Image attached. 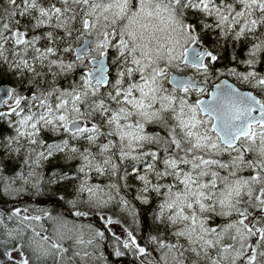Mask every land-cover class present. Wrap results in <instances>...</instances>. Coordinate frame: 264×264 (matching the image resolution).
<instances>
[{"label": "snow or ice", "instance_id": "1", "mask_svg": "<svg viewBox=\"0 0 264 264\" xmlns=\"http://www.w3.org/2000/svg\"><path fill=\"white\" fill-rule=\"evenodd\" d=\"M128 255L264 264V0H0V264Z\"/></svg>", "mask_w": 264, "mask_h": 264}, {"label": "trees", "instance_id": "2", "mask_svg": "<svg viewBox=\"0 0 264 264\" xmlns=\"http://www.w3.org/2000/svg\"><path fill=\"white\" fill-rule=\"evenodd\" d=\"M8 83H9V81H4V84H8ZM17 159H18V158H17ZM42 165H43V167L40 168V172L44 173V174H45V177H46L47 175L50 174V171H49V170H50L53 166H56V165L64 166V165H65V161L63 160V158H58V159H56V160H53V161L51 162V164H49L48 162H44V161H42ZM57 170H59V169L57 168ZM25 171H27L26 166H25ZM9 174H11V173H9ZM94 175H95V174H94ZM131 190H132V191H131V194H130V198H131V200H133V203L135 204V207H136L137 210L139 211V207H140V205H139V201H136V200L134 199V197H135V195H136L135 187H133ZM6 199H7V198H6ZM40 199L42 200V202H43L44 204L47 205L48 208L52 209V208L55 207V205H54L51 201H49L46 197H40ZM8 206H10V205H8ZM57 211L63 212L64 209H63V208H58ZM109 213H112V214L115 213V215H116L119 219H121V220H126V221H127V224L129 225V227H134V226L132 225V217L129 216V215L127 214V212L122 211L121 209H119L118 206H113V208L109 210ZM147 218H148V221H149V223H150V222H151V213H150V212L147 214ZM115 229H116V231H117L119 228H117V227L115 226ZM140 234L146 236V235H147V231L144 230V231L140 232ZM106 249L109 250V252L106 253L107 256H108V258H109L110 260H114V259H116L114 256H110V255H109V253L111 252V248L109 247V248H106ZM122 264H134V258H133L131 255H128L127 257L123 258V262H122Z\"/></svg>", "mask_w": 264, "mask_h": 264}, {"label": "rangeland", "instance_id": "3", "mask_svg": "<svg viewBox=\"0 0 264 264\" xmlns=\"http://www.w3.org/2000/svg\"><path fill=\"white\" fill-rule=\"evenodd\" d=\"M26 168H27V167H26ZM37 171H40V169H37ZM131 191H132L131 189H122L121 195H124L125 198L128 199V200L131 202V204L135 207V204L133 203V200H131V198H130ZM20 199H22V200L25 201V204H24L23 206H27V207H30V208H34V207L37 206V203L39 202L41 205L47 207V205L44 204V203L42 202V200L40 199V197H38V196H33L31 193H27V194H25V195L22 196ZM10 206H11V205H10ZM10 206H9V207H10ZM47 208H48V207H47ZM49 209H50V208H49ZM119 209H120V208H119ZM109 214H112V213H109ZM114 218L119 219L116 215H115ZM84 222L87 223V221H84ZM128 226H129V225H128ZM116 227L119 228V229L117 230L118 233H119V232H122V227H120V226H116ZM102 251H103L104 254L107 256L106 253H108L109 250H108V249H102Z\"/></svg>", "mask_w": 264, "mask_h": 264}, {"label": "water", "instance_id": "4", "mask_svg": "<svg viewBox=\"0 0 264 264\" xmlns=\"http://www.w3.org/2000/svg\"><path fill=\"white\" fill-rule=\"evenodd\" d=\"M230 80V79H229ZM230 82H231V80H230Z\"/></svg>", "mask_w": 264, "mask_h": 264}, {"label": "flooded vegetation", "instance_id": "5", "mask_svg": "<svg viewBox=\"0 0 264 264\" xmlns=\"http://www.w3.org/2000/svg\"><path fill=\"white\" fill-rule=\"evenodd\" d=\"M229 79H231V78H229Z\"/></svg>", "mask_w": 264, "mask_h": 264}]
</instances>
